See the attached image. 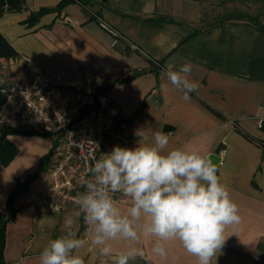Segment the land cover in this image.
Listing matches in <instances>:
<instances>
[{
	"label": "crops",
	"instance_id": "1",
	"mask_svg": "<svg viewBox=\"0 0 264 264\" xmlns=\"http://www.w3.org/2000/svg\"><path fill=\"white\" fill-rule=\"evenodd\" d=\"M58 1L24 0L20 9L0 16V32L20 53L0 58L11 71V82L27 83L48 68H89L104 83L113 82L107 91L117 117L129 124L131 148L139 139L136 130L150 128L169 135V148L218 154V175L238 205L240 222L227 228L217 264H264V152L258 143L264 137V31L238 18L204 28L227 15L251 16L264 25V0H102L98 17L121 34L114 45L98 17L88 18L76 2L59 14L41 15L34 25L24 22L31 11ZM194 29L198 31L190 35ZM185 61L193 64L191 78L200 84L189 101L171 86L167 92L160 89L166 65ZM138 69L145 71L115 81ZM6 138L17 151L7 164L0 163V211L17 181L33 172L51 150L55 137L9 133ZM45 171L13 203L15 218L5 231L6 264H39V253L49 239L67 231L64 220L74 209L53 213L36 207L48 182ZM128 204L119 202L122 209ZM72 230L90 241L82 218L75 220ZM152 244L151 238L142 239L145 256L137 258L149 264H197L178 241L168 243L166 258L155 256ZM113 247L125 249L123 242ZM81 254L85 264L111 259L90 243Z\"/></svg>",
	"mask_w": 264,
	"mask_h": 264
},
{
	"label": "clouds",
	"instance_id": "2",
	"mask_svg": "<svg viewBox=\"0 0 264 264\" xmlns=\"http://www.w3.org/2000/svg\"><path fill=\"white\" fill-rule=\"evenodd\" d=\"M193 67L190 61L167 64L161 91L171 86L189 101L200 87L191 78ZM135 134L139 139L134 148L117 145L93 159L85 190L74 197L76 208L65 217L67 231L49 239L39 264H85L81 250L89 243L110 257L111 264H130L145 256L140 247L144 238L153 240L151 252L160 258L167 257L169 242L178 241L197 264H217L227 228L240 222L238 205L221 182L217 165L196 150L169 148V135L161 130L141 128ZM118 197L129 201L126 209ZM81 218L90 241L72 230ZM114 242H123L125 249L114 250Z\"/></svg>",
	"mask_w": 264,
	"mask_h": 264
},
{
	"label": "built area",
	"instance_id": "3",
	"mask_svg": "<svg viewBox=\"0 0 264 264\" xmlns=\"http://www.w3.org/2000/svg\"><path fill=\"white\" fill-rule=\"evenodd\" d=\"M99 24L111 34V44L117 43L120 32L101 18ZM102 82L98 72L78 67L48 68L23 84L0 83V125L45 130L58 139L47 185L36 200L39 211L75 210L74 197L85 190L93 159L117 145L131 148L129 124L117 117L108 91H98Z\"/></svg>",
	"mask_w": 264,
	"mask_h": 264
},
{
	"label": "trees",
	"instance_id": "4",
	"mask_svg": "<svg viewBox=\"0 0 264 264\" xmlns=\"http://www.w3.org/2000/svg\"><path fill=\"white\" fill-rule=\"evenodd\" d=\"M76 2L81 6V9L83 12L88 16V18L95 19L98 16H101V7H103L102 0H59L57 4L54 6H41L37 10L31 11L29 15L26 17L24 22L31 26L37 23L40 16L48 13V12H56L60 13L62 8L67 5L68 3ZM24 3V0H0V16L9 11H16L22 7ZM106 5V4H105ZM100 17H98L99 19ZM167 20H173L172 18L167 17H161ZM244 19L255 25L260 30L264 31V25L261 24L256 18H253L251 16L246 15H227L220 18H217L213 20L212 22L205 25L204 28L222 23L224 21L230 20V19ZM102 19V18H101ZM198 30L194 29L191 31V34H194ZM20 55V53L16 50V48L10 43V41L0 32V58L3 59H9V58H16ZM145 69H138L132 72L131 74L127 75L126 77L115 80V81H125L130 78L135 77L136 75H139L143 73ZM113 82L104 83L98 88V91H105L109 89L112 86ZM4 99V94L0 92V104L2 103ZM262 129L264 131V126H262ZM9 133H20V134H26V135H33L38 134L42 136H49L53 135L49 131L45 130H39V129H20L16 127H9V126H2L0 125V163L7 164L15 155L17 148L16 146L10 142L6 137ZM58 139L55 137L53 140L52 148L51 150L45 154L43 157H41L39 164L37 165L36 169L27 174L24 180L17 181L14 188L9 193L5 208L0 211V264H6L4 259V246H5V231H6V225L9 221L13 220L15 218L16 209L13 206V203L18 196L19 193L26 190L30 184V182L40 174L41 171L45 170L49 166L50 157L52 155L53 148L57 145ZM258 143L263 149L264 152V137L260 138L258 140Z\"/></svg>",
	"mask_w": 264,
	"mask_h": 264
},
{
	"label": "rangeland",
	"instance_id": "5",
	"mask_svg": "<svg viewBox=\"0 0 264 264\" xmlns=\"http://www.w3.org/2000/svg\"><path fill=\"white\" fill-rule=\"evenodd\" d=\"M10 76H11V71L8 68L3 67L2 63H0V83L1 84H5V83L11 84L12 82L10 80ZM12 81L17 82L16 78H12ZM103 84H104V82L101 83V85H103ZM43 137H49V136H43ZM46 172L47 171H45L44 173H46ZM98 264H111V259L99 262ZM130 264H149V263L142 258H136L135 261H131Z\"/></svg>",
	"mask_w": 264,
	"mask_h": 264
},
{
	"label": "water",
	"instance_id": "6",
	"mask_svg": "<svg viewBox=\"0 0 264 264\" xmlns=\"http://www.w3.org/2000/svg\"><path fill=\"white\" fill-rule=\"evenodd\" d=\"M210 157L212 158V160L215 164H217L220 161V156L216 153L210 154Z\"/></svg>",
	"mask_w": 264,
	"mask_h": 264
}]
</instances>
